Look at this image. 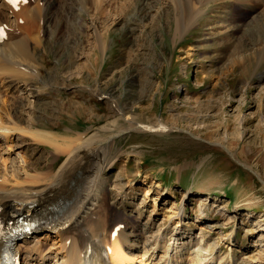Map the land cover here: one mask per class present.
Returning <instances> with one entry per match:
<instances>
[{"label": "rangeland", "instance_id": "obj_1", "mask_svg": "<svg viewBox=\"0 0 264 264\" xmlns=\"http://www.w3.org/2000/svg\"><path fill=\"white\" fill-rule=\"evenodd\" d=\"M208 1L197 5L206 10L197 24L175 39L166 0L52 1L35 53L43 78L0 75V121L69 140L113 135L101 221L129 232L151 222L152 232L171 234L170 248L188 253L189 264H209L212 253L220 264L231 255L235 264H264V36L245 34L253 17L264 19V0H248L252 10L239 0ZM11 21V30L22 22ZM117 107L140 128L117 133L128 126L120 121L103 133ZM23 137H0L1 168L12 155L40 168L53 158L52 149ZM95 214L83 225L92 229ZM59 235L45 230L18 242H44L31 256L20 253L21 264H64L70 234Z\"/></svg>", "mask_w": 264, "mask_h": 264}, {"label": "bare ground", "instance_id": "obj_2", "mask_svg": "<svg viewBox=\"0 0 264 264\" xmlns=\"http://www.w3.org/2000/svg\"><path fill=\"white\" fill-rule=\"evenodd\" d=\"M52 1L54 0H27V2L21 0V2L13 4L7 0H0V30L6 31V39L0 43V75H10L8 77L15 78L16 75L22 77L21 75L26 76L27 74V77L22 78L26 80L43 78L41 69L38 68L39 64L36 62L35 53L37 48H43L42 38L46 29L45 25L50 20L49 15L53 13L50 11ZM91 1L97 3L102 0ZM166 1L168 3L166 2L165 13L169 15L167 23L172 24L174 39L186 34L190 27L197 24L198 19L205 14L206 10L200 9L197 5L203 6L209 2L208 0H197V4H194L193 0ZM239 2L241 6L249 7V10H252L248 0H239ZM81 6L84 9L88 8V5L84 3ZM197 8L199 10H196ZM46 9L49 11L47 14ZM10 17L14 18L13 21L16 22L21 20V25L12 26L14 29L11 30L9 27L12 24L9 25ZM256 18L257 16L253 17V20L256 21L254 28L245 31V34L256 31L264 36V19L256 20ZM97 45L96 49L103 53L106 48L102 47L100 41ZM19 89V93L25 92L24 87ZM121 109L117 107L118 118L104 126L103 133L117 128L120 121L125 122L128 128L117 129V133L134 127L140 128L137 119L132 115L124 118V112L122 113ZM12 120L13 124L8 123L9 126L4 125L5 123L1 122L3 120L0 121L2 123L0 124V137H9V135L18 133L19 136L28 135L29 140L37 143L39 149L45 150V146L52 149L53 158H50L48 165L44 168L29 164V160L23 156L13 158L12 155L11 158L2 161V168L0 166L1 221L11 222L20 217H30L41 222V232L55 231L56 237L59 234V236L70 234L68 237L70 243L66 248L65 258L61 262L64 264H189L190 260L184 259L188 253H183L182 250L178 253L176 248H170L171 234L166 237L163 232L162 234L158 231L152 232L154 225L151 222L129 232L124 228L118 230L120 225H110L104 220L101 221L104 213L98 211V209L101 210V205L98 203L103 200L104 193H106V179L103 178V174L105 165L109 164L108 160L110 162L113 135L110 138L102 137L101 130H98L92 132V135L81 134L69 140L66 135L57 137L40 128L34 131L23 129L14 119ZM160 124L157 121L153 127ZM149 129L150 126L145 128L146 131ZM9 149L6 150L8 156L12 153H9ZM96 150H98L97 153ZM61 159H63V162L60 161L63 165L53 173L56 162ZM35 163L38 162L35 161ZM254 174L256 175V173ZM262 184L264 188V183L262 182ZM57 207L64 212L53 215L52 212L57 210ZM91 209L101 214H95V218H92V229L83 225L84 216ZM159 209L154 203V210ZM261 235L264 238L263 231ZM22 240L17 241L14 247V256L19 260L20 253L23 252L25 255L31 256L35 249L44 245V242L37 241V244L21 248L18 246V242ZM4 246L5 244L0 243V248ZM194 253L199 260L201 253L199 251ZM221 260L224 259L212 253L207 262L220 264ZM234 260V256L231 255L228 262L222 263L235 264Z\"/></svg>", "mask_w": 264, "mask_h": 264}, {"label": "snow or ice", "instance_id": "obj_3", "mask_svg": "<svg viewBox=\"0 0 264 264\" xmlns=\"http://www.w3.org/2000/svg\"><path fill=\"white\" fill-rule=\"evenodd\" d=\"M8 2L15 4L16 0H8ZM25 2H27V0H25Z\"/></svg>", "mask_w": 264, "mask_h": 264}]
</instances>
